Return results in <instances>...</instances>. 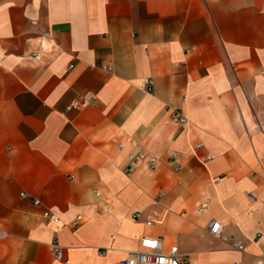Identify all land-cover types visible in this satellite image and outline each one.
Here are the masks:
<instances>
[{"label": "crops", "instance_id": "obj_1", "mask_svg": "<svg viewBox=\"0 0 264 264\" xmlns=\"http://www.w3.org/2000/svg\"><path fill=\"white\" fill-rule=\"evenodd\" d=\"M260 128L264 0H0V264H263Z\"/></svg>", "mask_w": 264, "mask_h": 264}, {"label": "built area", "instance_id": "obj_2", "mask_svg": "<svg viewBox=\"0 0 264 264\" xmlns=\"http://www.w3.org/2000/svg\"><path fill=\"white\" fill-rule=\"evenodd\" d=\"M47 35V34H45ZM105 68L111 71V66H105ZM142 86L147 90L151 87V81L149 78H144ZM95 102V98L92 94L75 99L68 106V109L85 107ZM170 112L171 120L174 123L184 125L187 121L186 117L182 114L180 108L172 106L168 108ZM260 131L264 135V129L260 128ZM198 147L202 146L201 143L197 144ZM210 156H206L209 159ZM129 164L126 168V172H133L136 169V164L139 162L145 163L149 170H154L156 167L155 156L148 155L145 153H137L129 157ZM22 197L26 196V193L21 194ZM37 202V201H35ZM46 217H51L52 220L57 221L55 216H51L49 212H45ZM141 213L139 211L133 214L134 219H139ZM152 221L146 220V224L150 225ZM208 229L213 236H220L222 232V225L216 221L211 220L208 225ZM239 249H242L241 245H237ZM51 248L54 257L60 261H66L64 257V248L59 242L54 239L51 241ZM262 262L264 264V250L262 253ZM117 264H187V259L184 254L179 251L176 244L166 246L162 236L144 235L139 240L138 249L128 253L127 256L120 259Z\"/></svg>", "mask_w": 264, "mask_h": 264}]
</instances>
